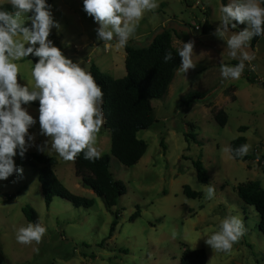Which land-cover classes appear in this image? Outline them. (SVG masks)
I'll return each mask as SVG.
<instances>
[{"label": "rangeland", "instance_id": "1", "mask_svg": "<svg viewBox=\"0 0 264 264\" xmlns=\"http://www.w3.org/2000/svg\"><path fill=\"white\" fill-rule=\"evenodd\" d=\"M157 2L159 7L145 12L127 45L145 46L160 31L167 30L177 50L183 43L194 42L192 60L196 66L186 73L178 69L166 95L151 101L154 123L137 133L147 149L136 165L124 167L109 155L110 138L104 125L96 134L95 146L101 157H110V172L124 184L126 193L108 209L102 199L83 188V182L75 176L73 161H64L54 150L42 153L35 146L29 147V154L57 159L54 173L71 194L94 201L90 209L74 208L59 198L46 206L37 172L27 167L17 150L13 159L23 169L22 176L14 173L0 180V264H179L182 245L203 249L206 264H264V236L258 231V214L239 199L236 191L246 182H259L264 190V37L254 50L250 42L245 48L255 59L245 62L240 79L225 80L221 65L240 62L229 56L226 41L246 25L236 24L220 39L213 33L223 15V0ZM6 4L10 0H0V6ZM205 8L207 14L202 15ZM50 11L59 27L51 29L49 39L66 58L80 63L86 72L94 63L114 79L125 76L124 47L117 48L115 38L107 45L97 39L95 29L99 25L83 11V0H52ZM22 20L31 23L27 16ZM205 22L211 31L203 36L194 28H202ZM33 59L38 60L30 55L14 61L19 67L18 83L30 90L35 86ZM247 76L254 83H249ZM188 93H202L204 98L182 108L181 99ZM22 107L36 120L29 128L34 141L26 136V143L42 145L50 138L40 134L39 107ZM219 109L227 116L224 127L214 120ZM187 124L194 126L196 143L185 140ZM240 127L247 130L239 132ZM238 137L251 145L249 161H235L224 151ZM199 157L209 177L206 185L198 182L192 166ZM209 185L215 188L211 200L205 199ZM184 187L199 193L200 198L188 199ZM26 206L47 228L39 244L16 241V230L30 223L22 213ZM137 210L139 217L131 221ZM229 216L242 221L244 234L230 252L211 249L205 239ZM113 222L117 225L110 234Z\"/></svg>", "mask_w": 264, "mask_h": 264}, {"label": "clouds", "instance_id": "2", "mask_svg": "<svg viewBox=\"0 0 264 264\" xmlns=\"http://www.w3.org/2000/svg\"><path fill=\"white\" fill-rule=\"evenodd\" d=\"M10 4L13 11H0V180L14 173L22 176L23 169L16 166L13 158L17 150L23 157L33 146L42 153L54 150L64 161H74L84 152V159L94 163L102 155L95 146L96 134L105 122L102 87L90 72L66 58L49 39L51 29L59 25L46 0H10ZM157 7V0H83V11L99 25L95 29L97 39L107 45L115 38L117 48L127 45L145 12ZM221 12V21L213 33L218 38L222 39L236 24L246 25L226 41L229 56L239 58L240 62L235 66L222 64L220 69L225 80H239L245 62L255 59L245 48L254 37L264 35V7L260 0H230ZM24 16L30 20V26H25ZM193 47L194 42L189 41L178 50L179 70L184 73L196 66ZM30 55L38 58L31 72L35 81L31 90L18 83L19 67L14 63ZM172 59V53L167 52L165 63ZM37 100L40 134L50 138L42 145L27 144L25 139L27 136L28 141H34L29 128L36 120L22 105ZM250 148L251 145L244 144L234 150L226 147L224 151L234 153L235 158L248 155ZM214 196L215 188L207 186L205 199ZM46 232L41 223H29L16 230V241L22 245L33 241L39 244ZM243 234L242 221L229 216L205 243L216 251L230 252Z\"/></svg>", "mask_w": 264, "mask_h": 264}, {"label": "trees", "instance_id": "3", "mask_svg": "<svg viewBox=\"0 0 264 264\" xmlns=\"http://www.w3.org/2000/svg\"><path fill=\"white\" fill-rule=\"evenodd\" d=\"M264 7V2L260 0ZM227 0H223L222 6L227 5ZM51 6L52 0H46ZM0 11H13L11 4L1 5ZM25 26L29 23L24 22ZM211 31L210 25L205 22L201 33L203 36ZM176 36V34H175ZM177 37V36H176ZM264 37H254L250 41L252 50L259 44ZM171 52L174 59L165 63L164 56ZM125 76L114 79L104 74L94 64L89 65L90 72L96 83L102 87L104 93L102 110L105 118L104 128L109 132L110 150L109 155L115 158L124 167L130 168L138 163L146 152L147 145L143 140L137 138L139 131L148 130L154 123L152 100L162 99L174 78L175 72L179 69L181 60L178 50L172 45V35L167 30H162L156 34L145 46L126 45L124 47ZM38 60L33 59L35 64ZM249 83H254L249 76L246 77ZM202 93H188L181 99V107L188 108L192 103L203 100ZM31 106L39 107V101L29 103ZM214 120L220 127L227 123L226 113L219 109L214 114ZM189 130L185 134L186 141L196 143L193 135L194 126L187 124ZM247 130L240 127L239 132ZM246 144L244 137H238L230 142L229 147L236 149ZM234 157V153L230 154ZM26 161L27 167L35 170L41 185L43 201L49 206L53 198L62 199L70 203L74 208L90 209L94 205L92 199L79 197L71 194L57 179L54 169L57 165L55 157H43L35 153H25L21 157ZM199 157L192 162L196 171L198 182L206 185L209 177ZM235 161H249V155L233 158ZM263 159V158H261ZM75 176L82 182L92 187V192L102 199L106 208L114 207L120 197L126 193L124 184L115 180L110 172V157L102 156L94 163L84 159V152L78 154L73 161ZM260 163V162H259ZM37 166H39L38 169ZM264 171V168H262ZM239 199L247 206L252 207L258 214V231L264 236V190L259 182H246L239 184L236 188ZM183 193L188 199L200 198V194L192 192L190 188L184 187ZM22 213L27 222L36 223L38 217L28 206L22 208ZM139 217L137 210L130 218L131 221ZM118 215L115 214V219ZM116 222H113L110 234L114 232ZM207 256L203 249H189L182 245L179 264H206Z\"/></svg>", "mask_w": 264, "mask_h": 264}, {"label": "water", "instance_id": "4", "mask_svg": "<svg viewBox=\"0 0 264 264\" xmlns=\"http://www.w3.org/2000/svg\"><path fill=\"white\" fill-rule=\"evenodd\" d=\"M83 188L88 189L92 191V187L90 185H87L86 183L83 182Z\"/></svg>", "mask_w": 264, "mask_h": 264}, {"label": "built area", "instance_id": "5", "mask_svg": "<svg viewBox=\"0 0 264 264\" xmlns=\"http://www.w3.org/2000/svg\"><path fill=\"white\" fill-rule=\"evenodd\" d=\"M204 13H205V10L203 11L202 15H204ZM194 30L195 31H200V30H202V28H200L199 26H195Z\"/></svg>", "mask_w": 264, "mask_h": 264}, {"label": "crops", "instance_id": "6", "mask_svg": "<svg viewBox=\"0 0 264 264\" xmlns=\"http://www.w3.org/2000/svg\"><path fill=\"white\" fill-rule=\"evenodd\" d=\"M227 2H229V0L227 1ZM207 14V10H206V8H205V13H204V15H206ZM177 73V72H176ZM92 192V191H91Z\"/></svg>", "mask_w": 264, "mask_h": 264}]
</instances>
